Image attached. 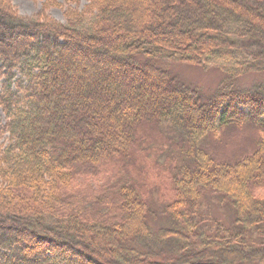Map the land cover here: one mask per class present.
<instances>
[{"label": "trees", "instance_id": "16d2710c", "mask_svg": "<svg viewBox=\"0 0 264 264\" xmlns=\"http://www.w3.org/2000/svg\"><path fill=\"white\" fill-rule=\"evenodd\" d=\"M85 7L87 16L74 8L59 23L19 16L0 2V137L7 135L0 177L8 179L0 189V264H102L87 246L99 236L121 254L113 264H213L219 249L236 258L220 254L218 264H244L248 255L263 263L264 200L252 192L264 190V88L239 90L226 75L227 84L201 98L153 77L152 65L164 56L188 62L193 41L216 35V43L207 40L196 52L200 64L233 73L248 62L264 66V0H88ZM237 29L234 46L226 33ZM72 67L75 75L62 73ZM246 124L263 140L253 139L237 156L217 160L199 146L209 132ZM158 127L159 138L176 147L177 195L164 211L170 225L151 239L152 211L133 173L103 195L75 199L64 186L76 176L105 174L112 163L118 174L135 167V147H145L152 139L144 133ZM201 191L229 200L235 221L189 242L182 231L193 228ZM73 201L82 206L71 210ZM118 233L123 237L115 242ZM246 233L258 242L249 244ZM175 239L192 250L187 258L176 252ZM134 243L141 251L133 252Z\"/></svg>", "mask_w": 264, "mask_h": 264}, {"label": "rangeland", "instance_id": "374dc122", "mask_svg": "<svg viewBox=\"0 0 264 264\" xmlns=\"http://www.w3.org/2000/svg\"><path fill=\"white\" fill-rule=\"evenodd\" d=\"M7 5L11 7L19 16L24 17H34L38 16L39 19H45V17H49L52 20H55L59 23H62L65 20L66 11L71 12L76 9V11H83L85 12L86 16L90 11L87 10L88 0H5ZM2 4L4 3V0L0 1ZM246 17V16H244ZM254 23L260 24V17L253 16ZM234 33L235 31H229L228 34L226 33V36H231V41L234 43V46L237 44L239 45L240 41V34ZM203 36V35H202ZM200 36V38L196 41L192 42V52H191V58H188V62H181L178 60H174V58L170 57H161L158 58V62L156 64L154 63L152 66L158 70L156 75L153 77H162L163 79H170L172 82H178L179 84L185 85L192 89V91L196 92L198 95H201V98H208L210 95H212L220 86L223 84H227L224 80L227 78L226 75H233L234 78V84L233 87L240 89H250L252 86H261L264 88V66L261 64H254L249 63L247 64L248 69H244V71H237L236 73L224 71L222 69H218L215 67H207L203 63L200 64L199 61H197L196 52L200 54L198 49L203 47L204 43L208 41L210 44H214L218 41L217 38H219L216 35H213L212 39H206L205 37ZM216 36V37H215ZM183 37V35L181 36ZM210 38V37H209ZM228 38V37H227ZM225 41H228L229 39L222 38ZM235 39V40H234ZM234 40V41H233ZM222 41V42H225ZM175 42V39L173 40ZM239 42V43H238ZM103 45V44H102ZM247 48V47H246ZM70 51L74 52V49H69ZM152 56V54H151ZM260 61L264 60L263 55H260L259 57ZM76 68H71V73L69 72H62L63 74H67V76L75 75ZM64 70V69H63ZM160 72V73H158ZM228 79V78H227ZM179 111V110H178ZM179 114V113H178ZM1 116V113H0ZM2 122L3 116H2ZM1 125V124H0ZM208 125V123L206 124ZM242 126V125H241ZM164 129H155V132L152 134L151 131H147L144 134L148 133L151 134L150 138L152 140H149L146 142V146L139 145L135 147V151L137 156L133 159L136 161L135 167L128 168L124 172L121 173H115L114 168L117 166V163L114 165L109 164L108 167H106V170L108 171L105 174L102 173H93L94 175H91L90 173L88 175L83 176H76L69 180V183L66 184L65 189H67V192H69L70 195H73V197L76 199L81 196V194H87L94 196L96 195H103L102 191L104 190V187L107 189L109 187V192L112 190L116 191L119 189L122 181V176H128L126 180L130 177L128 173H133L131 176L133 179H136V181L141 185V199L145 201L152 211L151 217L148 219V224L150 225V228L153 230L150 232L151 239H153L154 230L162 227H166L170 225L171 221L168 217V215H165L166 209L170 208L171 204L174 202L175 197L177 195L175 186H174V179H175V170H174V163L176 158V147L167 146V142L164 138H159L160 134L161 136L164 134ZM211 131V130H210ZM204 136H206L204 134ZM198 137L197 133L193 137V142ZM7 135L3 134L0 137V144H6L7 143ZM208 139H210L206 143V139H202L199 146L206 149L210 155L217 160H222L221 158H229L228 155H239L238 153L241 151L243 146L249 145V143L253 139L257 140H263L262 135L257 131V129H254L251 125H244L242 127H236L235 125L231 127H226L219 129L217 131L209 132ZM198 142V143H199ZM214 143H217V148ZM215 146V147H214ZM134 152V151H132ZM215 159V160H216ZM214 160V161H215ZM129 163H132L129 160ZM178 162L176 161V166ZM1 166V164H0ZM123 173V174H122ZM121 179V181H119ZM4 182V183H3ZM7 181L3 177H0V189H3L5 186H7ZM114 187V188H113ZM100 188V191L98 189ZM116 189V190H115ZM113 192V191H112ZM44 193V192H43ZM78 195V196H76ZM196 195V194H195ZM252 195L254 198L258 200H264V190L262 189H255L252 192ZM44 198H46V195H42ZM197 198H199V204H198V210L197 215L195 216V219L192 221L193 228L192 230L182 233H186L185 236L189 242L190 241H196V237L198 236V232H204V233H212L214 230H210L211 227H217V225H220L221 230H227L231 229L233 226V223L235 221V217L233 214V209L231 208L229 200H222L221 198L217 197V194L214 195L210 193L209 191H201L200 195H196ZM92 201L90 200H87ZM81 202H75L73 201L71 207V210H73V207L76 208L77 206H82L80 204ZM12 205V204H11ZM11 208V207H9ZM61 210H63L62 213H66L65 207L60 206ZM10 213L15 212L14 210H9ZM13 211V212H12ZM165 211V212H164ZM47 212V211H46ZM22 214V213H21ZM166 216V217H165ZM88 217V216H87ZM91 217V219H90ZM99 217L89 216L87 219L89 222L93 221L94 219H98ZM95 228V227H94ZM224 228V229H223ZM93 229V228H89ZM115 236V242H120L119 240L123 237L120 233L114 234ZM171 235L170 237H172ZM257 236L249 235L247 238V233L245 234V238L248 239L249 244L254 245L258 241L255 239ZM102 237H98L99 241L93 242L92 245L87 244L88 248L90 249V252H92L99 261L102 264H113L116 263V260H120L121 258L118 256H121L119 254L118 256L115 254L113 248L109 250V245H103L100 241ZM150 238V237H149ZM149 238L147 239V242L149 241ZM182 240V239H181ZM180 240L175 239V245L179 246L178 249H176V252H178L179 256L188 257L187 254H184L186 251L188 252V255L192 253L191 249H181L182 242ZM131 244V243H130ZM179 244V245H178ZM247 243V245H249ZM135 245V247H134ZM134 245H130L134 247L133 252H139L141 251V243H134ZM139 245V246H136ZM151 245H155L152 248H157L159 244L157 243H151ZM194 245V244H193ZM171 247V246H170ZM174 247V246H172ZM101 248V251L103 252L100 254L98 249ZM164 248H168V246H164ZM191 248V247H190ZM216 250V249H214ZM191 251V253H190ZM219 254L215 253V257L213 258L214 263L218 264V262L222 263L220 259L221 255H227L233 258H236V252L231 255L230 251H224L220 250L218 251ZM184 254V255H183ZM211 254V253H208ZM239 259L242 260V258H247L246 263L244 264H264L263 263H257L256 261L250 260L252 258V255L246 256H240L243 254V250L239 251ZM113 257L115 259H113ZM117 258V259H116ZM144 258V257H143ZM248 261V262H247ZM242 263L238 262L236 264Z\"/></svg>", "mask_w": 264, "mask_h": 264}]
</instances>
